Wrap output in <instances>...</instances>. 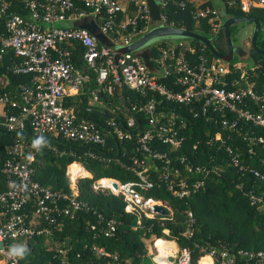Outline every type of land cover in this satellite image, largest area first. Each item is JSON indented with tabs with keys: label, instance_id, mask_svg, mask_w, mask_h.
<instances>
[{
	"label": "built area",
	"instance_id": "built-area-1",
	"mask_svg": "<svg viewBox=\"0 0 264 264\" xmlns=\"http://www.w3.org/2000/svg\"><path fill=\"white\" fill-rule=\"evenodd\" d=\"M155 1L159 7L161 0ZM228 3L242 12L261 10L264 20V0H229ZM178 8L180 11L187 10L183 2L178 3ZM218 12L205 8L188 11V14L194 24L207 19L216 31L222 23ZM86 18L92 20L97 32L110 43V47L98 44L86 30L72 26L74 22ZM95 18L101 22L96 23ZM159 19L162 25L172 27L165 24L160 14ZM150 29L146 0H0V63L10 55L11 62L5 67L6 73L28 77L25 83L17 85V96L7 92L0 94V105L16 110L14 114L5 116L0 126L7 132H20L28 125L34 136L55 135L85 147L103 146L100 131L105 127H109L118 140H128L130 133H134L140 155L146 159L161 160L167 173L172 169L168 168L170 160L167 154L148 146L151 141H160L176 150L183 142V137L177 136L168 124L159 123L160 117L168 112L155 116L160 101H166L178 105L179 109L186 108L192 118L200 116L212 123L217 119L222 130L233 131L244 141L264 144V136H256L251 131L264 132V97L254 90L257 75L264 76V63H252L245 70V63L238 58L229 67L230 62L214 57L207 61L196 54L194 48L178 42L175 45L168 43L150 66L141 58L144 48L120 54L116 66H112L114 50L127 47ZM74 44L83 49L81 59L84 69H77L70 62ZM88 69L94 72L98 84L103 83L110 73L113 84L119 89L124 87L134 91L145 98V102L126 108L119 126L111 115L104 126L77 121L74 111L65 107L63 101L86 84ZM235 70L239 71L237 75ZM98 94L100 92L91 93L92 101H98ZM118 101L121 102V94ZM170 114L173 115V112ZM137 115L144 116V128ZM216 139L221 140L219 136ZM221 143L224 141L221 140ZM224 149L229 156V165L264 181V174L247 170L238 163L237 155H233L228 146ZM25 150L24 145L14 141L6 148L7 157L2 164L1 173L7 185L0 193V264H26V261L21 262L22 258L8 256L9 249L17 245V241L21 240L20 245L25 246V240L35 235H51L50 231L38 227L40 222L55 224L56 218L71 219L85 208L77 199L75 185L79 178L88 176L82 175L84 170L79 164L66 166L69 194L52 192L32 179L29 169L31 156L24 155ZM132 164L136 178L133 182L122 183L101 177L92 182L91 191L118 196L125 209L151 218L154 214L151 209H146V204L162 205L143 196L153 183L144 175L146 168L143 164L137 160H132ZM180 187L184 184L180 183ZM249 200L251 204L261 203L260 208L264 210L259 197L250 195ZM187 217L191 222V216ZM104 225V235L109 236L114 231V222L107 220ZM160 243H171L172 246L159 251L157 245ZM91 249L98 257L111 258L97 247ZM58 253L64 255L65 251L58 249ZM151 253L150 264H233V259L226 252L217 253L212 249L192 263L189 250L179 247L173 240L155 241ZM237 255L258 263L264 260L261 252L241 250L237 251ZM106 264H109L108 261Z\"/></svg>",
	"mask_w": 264,
	"mask_h": 264
},
{
	"label": "trees",
	"instance_id": "trees-1",
	"mask_svg": "<svg viewBox=\"0 0 264 264\" xmlns=\"http://www.w3.org/2000/svg\"><path fill=\"white\" fill-rule=\"evenodd\" d=\"M229 0H218L222 7L218 8L220 21L225 18L252 17L259 21L261 30L257 35L255 46L264 52V20L261 10L251 9L240 11L237 6L228 3ZM183 2L187 7L180 11L178 3ZM212 2L191 3L188 0H161L159 14L166 25L194 32L210 40L213 50L221 55L226 53V43L223 31H213L207 19H201L196 24L188 11L214 9ZM217 8V7H216ZM101 22V20H99ZM95 18V22H99ZM238 25L229 27L232 45L237 41L234 37ZM178 42L194 48L207 61L212 56L201 43L183 38H162L147 45L146 60L148 66L154 64L161 51L168 43ZM238 46V45H237ZM83 49L74 44L70 62L77 69H84L81 55ZM245 55V54H244ZM233 56L228 64L231 67L239 59ZM245 70L255 62L264 63V57L257 55L250 47L248 54L241 59ZM10 55L0 63V94L7 92L18 95V84L28 80L26 76H16L6 73L5 67L10 64ZM88 81L75 95L64 99V106L72 111L77 110V121L104 126L105 119L85 109L103 110L113 116L119 126L122 113L134 103H144L145 98L138 93L120 88L121 102L108 93L113 79L109 73L105 81L98 84L91 69L86 70ZM238 70L234 74L237 75ZM165 83L164 80H159ZM255 91L264 97V76L258 74L255 78ZM100 92L98 103L103 109L93 106L91 93ZM116 108V109H115ZM252 108V107H251ZM115 109L113 113L110 110ZM255 110V108H253ZM15 109L0 105V123L5 116L14 114ZM168 112L159 123L168 124L177 136L183 137V142L176 150H172L160 141H151L148 146L166 153L170 162L163 169V162L157 159H146L137 151L134 133L130 139L118 140L109 127L100 131L104 139L103 146H87L61 140L55 135L42 136L47 143L39 149L33 148L34 137L28 125L20 132H7L0 126V193L5 190L7 180L1 173L2 164L7 157L6 148L14 141L26 147V153L31 156L29 169L31 177L42 188L52 192L69 194L68 178L65 167L69 164H79L88 177L76 181L77 199L85 208L76 212L74 217L56 218L55 224L40 222L39 228L50 231L51 235L42 233L25 240L26 253L21 262L26 264H150L145 258L151 252L152 244L157 240H173L181 248L189 250L192 263L202 257L210 249L224 251L233 259V264H264L246 260L237 255V251L246 250L264 254V210L260 204H251L249 196L259 197L264 204V181L252 176L248 171H238L229 165V156L224 147L228 146L233 155H237L238 163L247 170L264 174V144L255 141H244L241 135L233 131L222 130L217 119L215 123L204 117L192 118L186 108L179 109L178 105L160 101L155 116ZM173 112V115L170 114ZM144 128V116L137 115ZM256 136H264L262 130H251ZM219 136L221 140H217ZM24 151V152H25ZM132 160H137L146 168L144 175L151 180L153 187L146 193L145 198L160 202L167 216L152 215L145 218L141 213L125 209L120 197L106 193H92L93 181L107 177L122 183L133 182L136 178L132 169ZM83 176L85 173L81 172ZM180 183L184 187H180ZM199 183V186H195ZM169 186V187H168ZM185 193L186 195H182ZM190 215L192 221L188 220ZM112 220L114 231L104 235V222ZM69 243L66 244L65 241ZM48 241L54 249H45ZM17 241V245L21 244ZM10 244V243H9ZM92 247L106 252L109 257H98L92 252ZM58 249L65 254H59ZM114 258V259H112Z\"/></svg>",
	"mask_w": 264,
	"mask_h": 264
},
{
	"label": "water",
	"instance_id": "water-1",
	"mask_svg": "<svg viewBox=\"0 0 264 264\" xmlns=\"http://www.w3.org/2000/svg\"><path fill=\"white\" fill-rule=\"evenodd\" d=\"M148 13H149V19L151 24V29L145 33L142 37L128 45L127 47L120 48L114 50V56L112 58V66H116V61L120 54L124 53H133L137 51H141L143 48H145L148 44L151 42L162 39V38H183V39H190L195 40L199 43H201L205 48L208 49L211 56L215 59L221 60L225 63H229L232 60L233 55L238 56L239 58L244 56V52L238 47H234L231 43V39L229 36V27L233 25L238 24H251L252 25V33L249 38V47L259 56L264 57V52L257 49L255 46V41L257 38L258 33L261 30L260 23L257 19L252 17H235V18H224L222 20L221 26L219 29L223 31V35L225 37V43H226V53L224 55H221L217 52H215L210 44V40L206 39L205 37H202L194 32L187 31L184 29L174 28L170 26H164L162 25L160 19H159V7L158 2L155 0H146ZM73 27L84 29L87 32L90 33L92 38L100 45H104L106 47H110V43L101 36L98 32L96 27L93 25V22L91 19L86 18L82 21H77L72 24ZM142 60L146 63V52H143L141 54ZM109 94L112 97H115L117 99L120 98V89L118 85L113 84L109 88ZM98 98H100V94H98ZM88 112H91L97 116L103 117L105 119H109L110 115L107 114L105 111L100 110H93V109H85ZM74 114H77V110H74ZM35 138H39L38 136H34ZM87 147H81L80 149L84 150ZM146 209H151L153 214L159 215V216H167L168 211L165 207L152 204L151 202H148L146 204ZM66 244L69 242L66 240Z\"/></svg>",
	"mask_w": 264,
	"mask_h": 264
},
{
	"label": "rangeland",
	"instance_id": "rangeland-1",
	"mask_svg": "<svg viewBox=\"0 0 264 264\" xmlns=\"http://www.w3.org/2000/svg\"><path fill=\"white\" fill-rule=\"evenodd\" d=\"M213 4V3H212ZM214 5V4H213ZM217 6H219V4H217ZM216 6V7H217ZM214 8H216L215 7V5L213 6ZM222 7V6H221ZM220 8V7H219ZM251 33H252V25L251 24H247V23H245V24H240V26L238 27V30H237V32L235 33V35H234V37H235V39H236V45H238V47L245 53V55L246 54H248V49H249V38H250V36H251ZM147 48V47H146ZM146 48H144L142 51L144 52V50L146 49ZM244 55V56H245ZM244 56L243 57H241V58H244ZM241 58H239V59H241ZM240 62H243V61H241L240 60ZM90 103L93 105V106H95L96 108H98V109H103V106L100 104V103H98V102H94V101H90ZM65 170H66V167H65ZM159 204H161V203H159ZM162 205V204H161ZM163 206V205H162ZM168 211V210H167ZM44 247H45V249H47V250H51V249H54V246H58V244L56 243L55 245L53 244V246H51V244L48 242V241H46L45 243H44ZM151 256H152V253L150 252L149 253V255L145 258V261L146 262H150V259H151Z\"/></svg>",
	"mask_w": 264,
	"mask_h": 264
},
{
	"label": "clouds",
	"instance_id": "clouds-1",
	"mask_svg": "<svg viewBox=\"0 0 264 264\" xmlns=\"http://www.w3.org/2000/svg\"><path fill=\"white\" fill-rule=\"evenodd\" d=\"M45 143H47V141L41 136L33 141L32 147L39 149L40 146ZM26 251L27 250L23 245H13L8 251V256L10 258H23Z\"/></svg>",
	"mask_w": 264,
	"mask_h": 264
},
{
	"label": "crops",
	"instance_id": "crops-1",
	"mask_svg": "<svg viewBox=\"0 0 264 264\" xmlns=\"http://www.w3.org/2000/svg\"><path fill=\"white\" fill-rule=\"evenodd\" d=\"M189 2H191V3H196V4H200L201 2H207V1H210V2H212L214 5H215V7L217 6V2H218V0H188ZM214 5H212V6H214ZM219 6L221 7V4H219ZM218 6H217V8H214V10H217L218 11ZM85 172V171H84ZM85 175H87L88 176V174L85 172Z\"/></svg>",
	"mask_w": 264,
	"mask_h": 264
},
{
	"label": "bare ground",
	"instance_id": "bare-ground-1",
	"mask_svg": "<svg viewBox=\"0 0 264 264\" xmlns=\"http://www.w3.org/2000/svg\"><path fill=\"white\" fill-rule=\"evenodd\" d=\"M171 246H172L171 243H160L157 245L159 251L163 250L166 247H171Z\"/></svg>",
	"mask_w": 264,
	"mask_h": 264
},
{
	"label": "flooded vegetation",
	"instance_id": "flooded-vegetation-1",
	"mask_svg": "<svg viewBox=\"0 0 264 264\" xmlns=\"http://www.w3.org/2000/svg\"><path fill=\"white\" fill-rule=\"evenodd\" d=\"M233 46L238 48V46H237V45H233ZM233 56H235V55H233ZM232 58H233V57H232Z\"/></svg>",
	"mask_w": 264,
	"mask_h": 264
}]
</instances>
